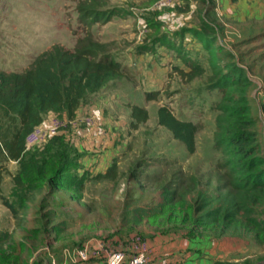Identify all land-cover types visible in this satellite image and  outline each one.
I'll return each mask as SVG.
<instances>
[{
	"label": "rangeland",
	"instance_id": "1",
	"mask_svg": "<svg viewBox=\"0 0 264 264\" xmlns=\"http://www.w3.org/2000/svg\"><path fill=\"white\" fill-rule=\"evenodd\" d=\"M263 19L264 0H0V70L23 72L52 46L73 50L90 37L103 46L100 56H111L122 69L86 95L75 119L46 116L42 125L58 120L62 127L29 150L64 136L77 152L72 174L84 179L83 189L70 177L67 190L53 197L46 187L19 218L0 202V264H74L65 251L100 242L129 249L137 236L160 251L192 242L181 220L168 218L192 217L201 194H227L220 189L228 181L221 168L228 157L215 145L218 125L228 120L224 106H241L229 98L247 99L264 144ZM236 68L251 81L247 89L221 84ZM134 106L149 113L137 129L131 125ZM165 106L198 125L194 154L159 125L158 110ZM114 164L115 180L96 179ZM7 170L3 194L10 197L18 165L9 163ZM139 208L153 213L144 217ZM134 218L148 219L137 225ZM240 242L249 248L237 255L239 264L263 260V247Z\"/></svg>",
	"mask_w": 264,
	"mask_h": 264
},
{
	"label": "trees",
	"instance_id": "2",
	"mask_svg": "<svg viewBox=\"0 0 264 264\" xmlns=\"http://www.w3.org/2000/svg\"><path fill=\"white\" fill-rule=\"evenodd\" d=\"M203 41L206 47L210 45L207 38ZM100 49L103 46L90 37L79 40L73 50L52 46L23 72L0 70V202L13 218H19L20 211L28 208L31 196L42 193L46 187L50 197L66 191V178L73 179L70 183L75 188L83 189L84 179L72 174L78 169L77 152L64 136L53 138L45 148L33 150L27 148L26 139L51 113L75 119L88 93L122 74L121 64L111 56H100ZM221 84L246 89L252 85L240 68L224 75ZM147 99L155 98L148 94ZM229 101L241 106H224L228 120L218 125L215 145L228 157L221 167L228 181L220 189L227 194L214 198L201 194L200 205L192 207V217L188 214V218L168 220L180 219L184 227L193 231L218 238L232 235L264 248V144L258 122L250 117L247 99L234 101L231 97ZM261 110L264 113V103ZM131 116V125L135 129L149 120L148 111L139 106L132 108ZM158 123L190 154L196 152L198 125L178 119L166 106L158 110ZM12 162L18 165V171L13 175L11 196L6 197L3 194L4 177L8 173L7 164ZM117 175L114 164L96 179L115 180ZM136 211L144 217L153 213L140 208ZM143 219L148 218H134V222L140 225ZM213 264L239 263L216 261ZM242 264H264V258L257 262L247 259Z\"/></svg>",
	"mask_w": 264,
	"mask_h": 264
},
{
	"label": "crops",
	"instance_id": "3",
	"mask_svg": "<svg viewBox=\"0 0 264 264\" xmlns=\"http://www.w3.org/2000/svg\"><path fill=\"white\" fill-rule=\"evenodd\" d=\"M264 20V19H263ZM251 23H260L257 20L251 21ZM188 231H184L191 241H186L182 244L181 249L167 248L164 252L159 250V247L155 246V243H148L146 238L143 239L151 250V264H213L216 261H227L239 263L238 256L245 249L249 247L243 246V243L248 242L238 237L227 235L225 237H215L212 235L202 234L199 231H193L191 228H186ZM202 244L197 246V242ZM249 243V242H248ZM241 244V245H240ZM110 245V244H109ZM111 246V245H110ZM130 252L129 249H119ZM235 256L234 259L228 258L229 256ZM238 255V256H237ZM251 259V258H249Z\"/></svg>",
	"mask_w": 264,
	"mask_h": 264
},
{
	"label": "built area",
	"instance_id": "4",
	"mask_svg": "<svg viewBox=\"0 0 264 264\" xmlns=\"http://www.w3.org/2000/svg\"><path fill=\"white\" fill-rule=\"evenodd\" d=\"M92 119L87 118L86 124L91 125ZM72 123V122H71ZM62 127L58 120H51L49 125H40L26 139V146L45 143L50 131ZM65 257L74 264L87 263L91 260H100L104 264H151V250L145 240L137 236L132 240L130 252L112 248L105 242H100L94 246L86 245L81 249L65 251Z\"/></svg>",
	"mask_w": 264,
	"mask_h": 264
}]
</instances>
